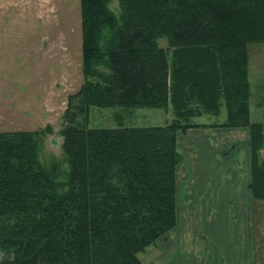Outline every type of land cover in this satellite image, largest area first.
I'll return each instance as SVG.
<instances>
[{"label": "trees", "instance_id": "trees-1", "mask_svg": "<svg viewBox=\"0 0 264 264\" xmlns=\"http://www.w3.org/2000/svg\"><path fill=\"white\" fill-rule=\"evenodd\" d=\"M110 1L80 0L83 83L63 113L65 179L40 131L0 132V264H143L138 254L175 227L177 134L193 129L248 128L250 189L264 200L249 55L264 44V0H116L119 13ZM93 107L173 118L89 128ZM222 107L224 123L193 121Z\"/></svg>", "mask_w": 264, "mask_h": 264}, {"label": "rangeland", "instance_id": "rangeland-1", "mask_svg": "<svg viewBox=\"0 0 264 264\" xmlns=\"http://www.w3.org/2000/svg\"><path fill=\"white\" fill-rule=\"evenodd\" d=\"M108 6L119 13L116 0ZM81 43L80 0H0V132L40 131L44 150L60 164L61 180L68 171L62 150L63 113L68 97L83 83ZM157 44L167 47L164 38ZM249 55L251 119L260 122L264 121V44L250 45ZM172 118L171 110L136 109L127 114L119 108L93 107L88 126L154 127ZM226 119L222 107L217 117L204 115L193 121L220 124ZM157 249L149 247L138 257L147 264Z\"/></svg>", "mask_w": 264, "mask_h": 264}, {"label": "crops", "instance_id": "crops-1", "mask_svg": "<svg viewBox=\"0 0 264 264\" xmlns=\"http://www.w3.org/2000/svg\"><path fill=\"white\" fill-rule=\"evenodd\" d=\"M249 143L248 128L177 134L176 224L147 264H264V200L250 189Z\"/></svg>", "mask_w": 264, "mask_h": 264}]
</instances>
